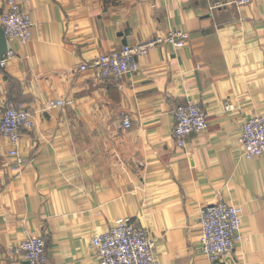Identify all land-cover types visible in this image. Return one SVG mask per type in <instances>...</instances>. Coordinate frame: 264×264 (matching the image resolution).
<instances>
[{"label": "crops", "instance_id": "0c3cea01", "mask_svg": "<svg viewBox=\"0 0 264 264\" xmlns=\"http://www.w3.org/2000/svg\"><path fill=\"white\" fill-rule=\"evenodd\" d=\"M214 1L29 0L32 38L0 67V121L14 101L36 124L23 162L0 134V264H26L10 247L33 235L47 264H100L92 238L120 217L149 231L159 264H213L199 212L221 200L243 207L244 239L216 264H264V154L249 159L239 142L264 114V0ZM172 30L190 34L186 46L160 45L119 81L80 69ZM55 99L70 104L48 108ZM188 101L209 126L182 148L175 111Z\"/></svg>", "mask_w": 264, "mask_h": 264}, {"label": "built area", "instance_id": "2783aa9c", "mask_svg": "<svg viewBox=\"0 0 264 264\" xmlns=\"http://www.w3.org/2000/svg\"><path fill=\"white\" fill-rule=\"evenodd\" d=\"M29 0H7L6 10L0 17V24L7 36L8 49L0 60L5 68L15 57L12 48L15 41L28 42L32 38L34 26L32 15L27 9ZM250 0H237L238 5L248 4ZM225 1L215 0L213 8L224 6ZM190 34L184 30H172L167 35H158L135 45H125L120 50L103 54L80 69L96 70L103 79L119 81L124 76L134 74L139 69V58L146 57L155 48L171 44L175 48L187 45ZM69 100L48 101V108L66 107ZM232 105L226 104L230 110ZM174 138L179 147L184 148L188 138L208 129V116L204 109L194 101L179 105L175 111ZM36 126L32 113L21 103L8 101L0 121V134L8 141L9 153L23 162L20 154L22 133ZM124 128H130L129 118L123 121ZM239 142L243 155L249 159L264 154V114L253 115L245 120ZM264 200V195H263ZM243 207L231 205L226 201L202 207L199 224L202 230L201 252L213 264L233 254L235 247L244 239L242 233ZM91 246L100 264H159L156 257V242L149 231L138 226L131 217H120L106 232L92 238ZM13 253L20 254L26 264H47V241L44 236L33 235L17 245L10 247Z\"/></svg>", "mask_w": 264, "mask_h": 264}, {"label": "water", "instance_id": "95a60500", "mask_svg": "<svg viewBox=\"0 0 264 264\" xmlns=\"http://www.w3.org/2000/svg\"><path fill=\"white\" fill-rule=\"evenodd\" d=\"M8 49L7 36L2 26H0V60L3 58L5 52Z\"/></svg>", "mask_w": 264, "mask_h": 264}]
</instances>
